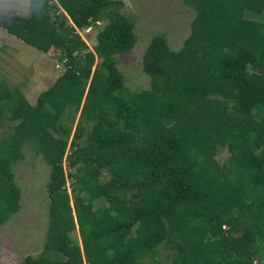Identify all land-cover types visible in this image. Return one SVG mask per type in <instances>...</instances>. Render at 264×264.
I'll return each mask as SVG.
<instances>
[{
    "label": "trees",
    "instance_id": "1",
    "mask_svg": "<svg viewBox=\"0 0 264 264\" xmlns=\"http://www.w3.org/2000/svg\"><path fill=\"white\" fill-rule=\"evenodd\" d=\"M29 1L28 17L0 14V28L59 51L66 70L35 105L0 82V129L5 112L15 122L0 142V227L21 208L24 147L51 168L44 249L20 264H264V0H183L190 34L177 51L152 38L151 85L137 92L118 67L138 41L124 2ZM107 16L90 49L80 32ZM67 108L80 113L74 132Z\"/></svg>",
    "mask_w": 264,
    "mask_h": 264
},
{
    "label": "rangeland",
    "instance_id": "2",
    "mask_svg": "<svg viewBox=\"0 0 264 264\" xmlns=\"http://www.w3.org/2000/svg\"><path fill=\"white\" fill-rule=\"evenodd\" d=\"M124 7L117 12L126 14L135 22L138 41L133 50L118 55V67L124 76L126 86L132 92L150 88V78L143 71V55L148 43L157 35H164L172 50L177 51L190 34V25L195 12L183 0H119ZM29 0H0V13L28 17ZM256 19L257 16L248 15ZM110 16L99 24V28H88L80 32L92 49L97 44V34L109 22ZM59 51L44 54L25 44L19 38L0 28V82L11 90L18 89L28 101L35 105L39 95L54 84L66 67L62 66ZM57 65H61L60 68ZM5 112L0 129V142L7 139L14 130L15 122ZM80 113L75 108H67L60 123L75 131ZM89 126L92 123H87ZM72 136L69 139V145ZM23 152L24 160L13 165L16 184L22 191L20 210L7 223L0 227V264H20L27 256H38L44 249L49 224L50 199L47 182L51 168L42 155H38L33 144H27ZM229 153L223 145H218L217 160L226 163ZM65 173H73L67 163ZM71 181L68 193L71 195ZM100 205L98 202L96 206ZM79 241L78 231L71 234ZM158 258L163 263L171 262L173 251L161 248Z\"/></svg>",
    "mask_w": 264,
    "mask_h": 264
},
{
    "label": "built area",
    "instance_id": "3",
    "mask_svg": "<svg viewBox=\"0 0 264 264\" xmlns=\"http://www.w3.org/2000/svg\"><path fill=\"white\" fill-rule=\"evenodd\" d=\"M65 62L66 60H64L63 62H61L62 66H65ZM61 65H57L58 68H60Z\"/></svg>",
    "mask_w": 264,
    "mask_h": 264
},
{
    "label": "crops",
    "instance_id": "4",
    "mask_svg": "<svg viewBox=\"0 0 264 264\" xmlns=\"http://www.w3.org/2000/svg\"><path fill=\"white\" fill-rule=\"evenodd\" d=\"M1 14V13H0Z\"/></svg>",
    "mask_w": 264,
    "mask_h": 264
}]
</instances>
